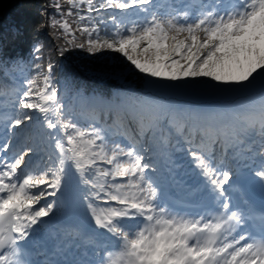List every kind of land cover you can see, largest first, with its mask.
<instances>
[{"label": "snow or ice", "instance_id": "1", "mask_svg": "<svg viewBox=\"0 0 264 264\" xmlns=\"http://www.w3.org/2000/svg\"><path fill=\"white\" fill-rule=\"evenodd\" d=\"M20 7L0 264H264V0Z\"/></svg>", "mask_w": 264, "mask_h": 264}, {"label": "trees", "instance_id": "2", "mask_svg": "<svg viewBox=\"0 0 264 264\" xmlns=\"http://www.w3.org/2000/svg\"><path fill=\"white\" fill-rule=\"evenodd\" d=\"M21 2L14 6L13 8L8 7L9 4H13L14 0H0V27L8 26L12 23H8V20L17 21L21 19L24 14V10L21 9L20 5L25 3L26 0H20ZM8 7V8H7ZM16 8H19L22 12H16ZM3 17V19H2Z\"/></svg>", "mask_w": 264, "mask_h": 264}]
</instances>
